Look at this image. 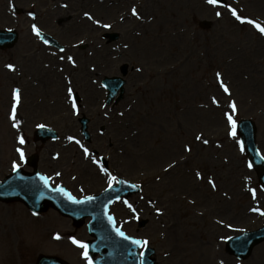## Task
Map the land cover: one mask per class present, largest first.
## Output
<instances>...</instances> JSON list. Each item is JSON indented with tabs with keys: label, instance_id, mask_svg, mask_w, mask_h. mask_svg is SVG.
Returning <instances> with one entry per match:
<instances>
[{
	"label": "rangeland",
	"instance_id": "obj_1",
	"mask_svg": "<svg viewBox=\"0 0 264 264\" xmlns=\"http://www.w3.org/2000/svg\"><path fill=\"white\" fill-rule=\"evenodd\" d=\"M109 1L120 0H0V30L20 32L13 49L0 50V182L12 172L14 160L31 171L16 151L23 147L26 158L39 156L40 172L54 185L66 186L76 197L97 195L108 188L109 179L93 163L100 159L113 176L141 186V194L128 201L139 218L148 220L145 228L138 229L136 214L124 201L112 212L126 233L157 248L159 264H264V243L245 261L225 250L227 237L264 225V215L251 211H264V190L228 135L224 115L235 101L234 118L256 123L264 156V35L252 24L236 20L227 6L220 8L208 0H123L120 13ZM227 1L242 17L264 26V0ZM14 7L37 13V23L54 33L65 51L39 44L30 30L31 20L25 24V15H17ZM133 7L140 18L132 15ZM84 12L110 24L120 39L107 43L103 38L107 28L88 20ZM203 20L211 21L212 28L200 29ZM69 55L76 59L75 67L67 60ZM124 64L129 66L125 98L117 108L107 109L100 83L104 77L120 75ZM30 74L42 84H33ZM50 74L51 83L46 79ZM86 86L91 93L81 92ZM69 87L82 99L78 110L72 107ZM17 88L19 128L11 119ZM81 115L91 120L90 142L80 133ZM39 122L57 130L59 139L35 143L33 132ZM201 133L207 145L195 139ZM20 135L24 145L19 144ZM68 136L80 140L92 156ZM169 164L174 166L169 169ZM57 233L59 240L54 238ZM71 236L89 239L86 226L76 228L53 210L33 215L19 202L0 203V264H36L41 254L83 264L82 250L74 249Z\"/></svg>",
	"mask_w": 264,
	"mask_h": 264
},
{
	"label": "water",
	"instance_id": "obj_2",
	"mask_svg": "<svg viewBox=\"0 0 264 264\" xmlns=\"http://www.w3.org/2000/svg\"><path fill=\"white\" fill-rule=\"evenodd\" d=\"M224 3V0H220ZM205 22L202 26H207ZM46 37V36H45ZM50 40V38H47ZM17 41V36L13 32H0V46H13ZM52 44L61 48L55 41L50 40ZM106 83L110 89L109 103L121 89L118 100L122 99L124 93V81L120 78L107 79ZM86 121L83 122L85 124ZM86 124L84 126V134ZM238 131L241 139L245 144V152L249 160L253 162V167L258 172L259 181L264 187V161L256 150V127L252 121H242L239 124ZM56 133L46 129H40L36 133V138L46 141L49 138H56ZM130 185L120 183L119 188H114L107 194L96 197L94 200L85 203H73L68 197L56 188H52L48 181L47 186L40 179L37 172L34 174H26L22 171L15 172L14 175L8 177L0 184V201L10 202L14 200L22 201L29 209L35 213H42L49 206L55 208L63 216L70 217L76 224H81L86 217H91L89 224V232L96 238L91 245V254L97 251L93 247H100L103 257L98 262L101 264H139L138 248L129 240H125L117 235L113 225L108 222L106 214L108 206L121 195H128L136 191V188L130 190ZM264 241V227L256 232L246 233L244 235L232 238L227 243V249L230 254L239 259L248 258L253 248ZM154 253L152 249H148L146 256L143 258L144 264H155L151 259ZM105 262V263H104ZM38 264H64L60 260L53 257H41Z\"/></svg>",
	"mask_w": 264,
	"mask_h": 264
},
{
	"label": "snow or ice",
	"instance_id": "obj_3",
	"mask_svg": "<svg viewBox=\"0 0 264 264\" xmlns=\"http://www.w3.org/2000/svg\"><path fill=\"white\" fill-rule=\"evenodd\" d=\"M208 3L212 4V5H217V4L220 3V0H208ZM64 6L67 7V5H64ZM226 6L229 8V10L231 11L232 15L236 18V20L241 21L242 23L246 22V23L252 24L262 35H264V26H262L260 23H258L255 20H250V19H246V18L242 17L240 14H238V12H237V10L235 8L231 7V5H226ZM131 13H132L133 16H136L137 18H140L139 17V13H138V11H137V9L135 7H133L131 9ZM30 15H31V13H30ZM216 15L220 16L221 13L217 12ZM84 16L87 17L88 20L93 21L99 27L111 28L110 24L102 23L101 20L95 19L93 17V15L91 13H89V12H84ZM122 19H123V17H122ZM32 30H33V32L35 33V35L37 37L41 36V30L35 24L32 25ZM43 42L45 44L49 43L48 40H44ZM81 43H83V42H81ZM124 47H127V45H124ZM60 51L64 52L65 50L63 48H61ZM66 58L72 64L73 67L76 66V59L74 57L69 55ZM59 59L64 60L65 56H60ZM6 67L9 68L12 71H15V66L13 64H8V65H6ZM216 76L220 80V85L223 88L224 92L228 93L230 95L231 94L230 89H229L228 85L225 84L223 79L221 78V73L217 72ZM69 83H71V81H69ZM67 91H68L69 97L72 99V107H73V109H77L78 110L77 104H76V98H75V96L73 94V89L71 87H69L67 89ZM13 98H14L15 103L13 104L12 114H11V119L13 120V125L12 126L15 127V128H19V121H17V119H16V108H17V106H18V104L20 102V89L17 88V89L14 90ZM212 102L214 104H217V105L219 104V101H217L215 97L212 98ZM229 107L231 109V112H225L224 113V115L226 117V120H227V123L229 125L228 135L231 136L236 141V143L240 147V151L244 152L245 151V144H244L243 140L238 139V121L234 118V114L237 112V104H236V102L232 101L231 104L229 105ZM105 115H107V113H105ZM121 115H123V113H121ZM37 127L43 128L45 126L44 125H37ZM67 139L70 142L74 141L76 144L80 145V147L83 149V152H84V154L86 156H89V157L92 156V153L90 152V150L87 147H85L80 142V140L76 139L73 136H68ZM195 139L198 140V141H201L205 145H207L209 143V141L207 139L203 138V133H201L200 135H197L195 137ZM18 141H19L20 145H24L26 143V140H25L23 135H20L18 137ZM16 151L19 153V159L20 160H22V161L26 160L25 151H24L23 147H18L16 149ZM186 151L191 152L192 151L191 147H186ZM58 155L59 154H57V156ZM261 159L264 160V156H261ZM93 163H96L98 165L100 171L105 173L109 177V179H108V187H109V189H111L113 187V182L127 183L126 181H118L117 177L113 176L109 172V170L106 167H104V165H103V163L101 162L100 159H93ZM173 166H174L173 164H169L168 168L171 169ZM253 166H254L253 162L249 161L248 162V167L249 168H253ZM12 168H13V171H18L19 168H20V165L14 160L12 162ZM56 175L59 176L61 174L59 172H57ZM196 175H197V177L202 178L201 173L199 171L196 173ZM40 179L43 180L45 185L47 186L49 177L41 175ZM209 183L212 185L213 188L216 187V184H215L214 180H210ZM131 187L138 188L139 185L133 184V185H131ZM56 190L61 192V193H64L68 197L69 200H71L73 203H76V204L85 203L87 201H91V200L95 199L94 196H86L83 200H78L76 197L72 196V194L70 192H67L62 186H58L56 188ZM251 192H252L253 198L255 199V197H256V189L255 188L251 189ZM149 203H151V201H149ZM124 204L127 205V207L132 211V213L136 214L135 218L139 219V214L137 213V209L133 206V204L130 203L129 201H127V200L124 201ZM251 211L258 212L260 215H264V211H261L259 208H253V209H251ZM156 212H157V214H161V209L157 208ZM108 219H109V222L113 225V228L116 231L118 236H120L121 238H123L125 240L131 241V243L134 244V245L140 246L142 248H147V246L149 245V241L147 239H136L134 237H131V236L127 235L124 231H122L119 227L116 226V221H115V219L112 216H109ZM219 223H223V221H219ZM228 227L231 228L232 225H228ZM54 238L56 240H59V239H61V236H60L59 233H57ZM69 239L71 240V242L74 245H76L77 247H79L82 250L81 251V255H82L83 259L86 261V264H95V261L93 260V257L90 255V245L88 244V242L80 240V239H77L75 236H71V237H69ZM227 239H231V237H227ZM140 256L143 257L144 253L141 252ZM140 264H144V260L143 259H141ZM220 264H224V262L221 261Z\"/></svg>",
	"mask_w": 264,
	"mask_h": 264
},
{
	"label": "bare ground",
	"instance_id": "obj_4",
	"mask_svg": "<svg viewBox=\"0 0 264 264\" xmlns=\"http://www.w3.org/2000/svg\"><path fill=\"white\" fill-rule=\"evenodd\" d=\"M123 3V0L122 1H120L119 3L117 2V1H115L114 2V5H115V7H119L121 4ZM170 10H174V7H173V5H170L169 7H168ZM167 19V18H166ZM167 23L169 24V22L167 21ZM174 23V22H173ZM177 21L175 22V24H174V28H173V31H172V33L174 32V34H176L177 33ZM170 33V32H169ZM164 35V32H163V34H162V36ZM168 37H169V34H168Z\"/></svg>",
	"mask_w": 264,
	"mask_h": 264
},
{
	"label": "flooded vegetation",
	"instance_id": "obj_5",
	"mask_svg": "<svg viewBox=\"0 0 264 264\" xmlns=\"http://www.w3.org/2000/svg\"><path fill=\"white\" fill-rule=\"evenodd\" d=\"M35 83H37V79L35 80Z\"/></svg>",
	"mask_w": 264,
	"mask_h": 264
}]
</instances>
